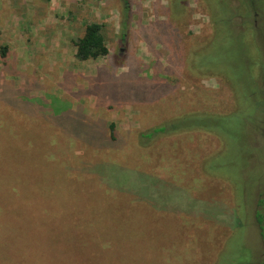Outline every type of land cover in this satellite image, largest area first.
Wrapping results in <instances>:
<instances>
[{
	"label": "rangeland",
	"instance_id": "1",
	"mask_svg": "<svg viewBox=\"0 0 264 264\" xmlns=\"http://www.w3.org/2000/svg\"><path fill=\"white\" fill-rule=\"evenodd\" d=\"M1 93L0 264H264V0H0Z\"/></svg>",
	"mask_w": 264,
	"mask_h": 264
},
{
	"label": "trees",
	"instance_id": "2",
	"mask_svg": "<svg viewBox=\"0 0 264 264\" xmlns=\"http://www.w3.org/2000/svg\"><path fill=\"white\" fill-rule=\"evenodd\" d=\"M46 1H50V0H46ZM73 41L76 46V57L77 59L81 61L96 60L109 53V47H108L106 35L104 33L103 23H100L97 21H92V22L87 23L84 33L81 36L76 37ZM5 53H6V47L3 48V52H2L3 56L6 55ZM7 88L11 89L10 87H7ZM8 94H10L12 99L14 100L11 103L15 104V105H9V106L21 107L22 105L21 99L14 98V95L11 93H8ZM0 95L2 96V93ZM31 107H32L31 104L24 105V110H28V109L31 110ZM23 113L29 114L28 112H23ZM199 119H202V118H199ZM59 120L60 119H58L55 124H50V126L54 128L55 127L59 128L60 126L61 127L69 126L70 131L72 130L75 131V135L73 139H75L77 136L76 128L77 126H79L81 129L90 132V135H89L90 137L86 138L85 140L87 143L91 145L95 144L101 147H109V145L111 144L110 143L111 141L109 142L108 140H104L102 136L100 137L98 136L99 132L103 131V126H100V128L98 129L99 126L98 127L94 125L91 126L92 125L91 123H89L88 125L87 124L83 125L80 119H78L77 121L76 120L74 121L72 119L60 120V121ZM178 120L179 119L174 118L162 124L152 126L145 133L141 134V137L144 141H150L151 139H154L158 135H164V134H169L171 132H175L180 128ZM69 122L73 124L68 125ZM75 122H77L78 125H76ZM197 125L201 128L209 129L206 127V124L204 123L197 124ZM115 128H116L115 124L111 123L110 129H111V139L112 140H117ZM144 137H147V138H144ZM111 146H113V144ZM258 206H259V209L257 210V220H258V223L261 224L260 227L264 228V196L259 198Z\"/></svg>",
	"mask_w": 264,
	"mask_h": 264
},
{
	"label": "crops",
	"instance_id": "3",
	"mask_svg": "<svg viewBox=\"0 0 264 264\" xmlns=\"http://www.w3.org/2000/svg\"><path fill=\"white\" fill-rule=\"evenodd\" d=\"M68 37V36H67ZM59 50H64L63 48H59ZM63 55V52L61 53ZM72 54L74 55L75 58L76 57V46L75 44L73 43V47H72Z\"/></svg>",
	"mask_w": 264,
	"mask_h": 264
}]
</instances>
